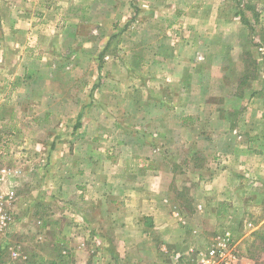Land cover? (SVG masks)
Wrapping results in <instances>:
<instances>
[{"label": "rangeland", "instance_id": "obj_1", "mask_svg": "<svg viewBox=\"0 0 264 264\" xmlns=\"http://www.w3.org/2000/svg\"><path fill=\"white\" fill-rule=\"evenodd\" d=\"M198 3L211 5L228 17L235 14L237 18L230 27H235L236 35L230 49L216 48L209 42L210 47L200 51L199 56H204L199 66L203 80L198 86L205 91L204 108L208 113L200 129L189 131L186 138L175 128L181 120L179 115L163 120L162 114L154 113L156 120L150 119L147 123L151 132L156 133L153 141L159 145L168 141L167 145H161L162 151L155 158L157 165L160 164L158 167L164 169L159 182L161 194L177 200L175 212L187 221L193 248L179 264H202L198 253L212 245H226L227 236L225 259L211 264H264V134L262 138L255 137L259 129L247 128L250 124L253 127L254 122H239L237 131L229 130L228 126L232 127L229 121L234 115L212 111L216 105L214 99L218 97L220 106H228L227 96L223 94L229 90L233 52L247 57V61L251 56L237 47L245 41L246 32L251 31L252 41L264 45V0H218L216 4L209 0L189 3L74 0L69 10L71 16L61 12L58 9L61 5L55 0H0V190L11 195L12 215V222L0 238V264H89L94 259L105 264H150L153 256L159 254L162 242L156 238L134 234L135 239L131 240L128 236L131 237L132 231L124 234L117 226L111 227L112 234L102 236V227L79 218L72 204L74 189L69 191L68 184L64 187L59 184L62 175L58 174L71 164L65 160L74 149L68 139L75 138L73 128L85 116L84 112L77 111L79 101L91 100L89 93L99 89L100 83L95 81H99L101 66L106 61L104 56L122 57L125 65L131 67L129 52L134 48L141 60L139 64L143 62L144 66L153 57V51L149 53L146 49L141 54L145 49L141 44H153L154 39L162 37L165 41L168 34L182 36V23L177 14L183 7L192 8ZM103 5L109 9L121 6L119 15L122 16L107 10L93 11ZM149 11L155 16L149 17ZM223 20V26H228L227 17ZM203 25L208 29L217 27L215 19L207 18ZM149 28L159 31L162 37H154ZM136 42L139 44L135 46ZM257 52L260 57L263 51L257 49ZM230 53L232 66L227 60ZM42 57L47 64L40 65ZM257 61L250 62L248 69L251 75L262 73V76L264 65L259 66ZM238 69L236 77L242 74V66ZM56 71V82H52L51 76ZM41 76L48 80L40 79ZM89 116L109 124L123 117L128 122L138 119L133 120L131 114L121 116L112 112ZM194 117L185 116L182 120L195 123ZM212 123L220 126L219 139H211ZM57 131L64 140L59 151L62 161L54 159L56 151L51 146L53 133ZM90 137L92 142H98L95 135ZM183 139H188L187 143ZM96 147L110 160L116 151L115 146L104 142ZM163 157L170 159L160 163ZM107 159L104 165L109 164ZM139 164L135 162L136 167H143ZM184 171L189 177L190 172L199 173V179L197 176L184 179L185 183L203 184L194 189L199 195L190 194L189 184H176L174 176ZM217 172L229 174L232 188L230 194L218 199L208 194L207 188ZM177 185H181L180 189ZM76 237L80 242L75 241ZM11 247L18 248L21 256L13 258ZM154 262L157 264V258Z\"/></svg>", "mask_w": 264, "mask_h": 264}, {"label": "crops", "instance_id": "obj_2", "mask_svg": "<svg viewBox=\"0 0 264 264\" xmlns=\"http://www.w3.org/2000/svg\"><path fill=\"white\" fill-rule=\"evenodd\" d=\"M55 1L60 3L61 8L58 9L61 12L67 15L70 14V6L74 0ZM97 1L104 2L105 0ZM144 1L155 3L158 0ZM163 1L189 3L192 0ZM195 1L202 2L205 0ZM209 1H213L215 4L218 2V0ZM97 9V11H93L97 13L101 10H107V13L111 11L119 15L122 8L116 6L115 9L113 7L109 9L103 5ZM224 14L221 10L205 3H198L192 8L191 6L183 7V11L177 14L180 23H182V36L177 37L168 34V37L165 36V41H163L159 31H151L152 28H149L154 37L156 35L162 37V39H154L153 44H141L142 47L145 46V49L141 50V54L146 49L149 53L153 51V57L144 66L143 62L139 64L141 60L134 48L129 52L132 58L131 67L125 65L122 57L113 59L104 56L106 61H103L104 63L101 66L99 81H95L100 83L99 89L97 88L94 91L95 93H89L91 100L79 101L77 111L81 114L84 112L85 116L73 128L75 138L68 139L69 143L72 141L74 149H71L73 150L72 155L71 152L68 153L69 156L66 155L65 160L70 161L71 164L63 169L62 173L58 174V176L62 175L59 184H63V187L64 184H68L70 186V189L67 188L69 191L74 189L72 194L75 195V201L72 204L78 212V217L85 222L90 220L97 228L102 227V236L112 234L113 229L111 227L117 226L116 228L124 234L129 235L128 233L132 231L131 237L128 236V239L134 240V234H136L143 235L145 238H156L159 242H162L159 254L153 256L154 260L149 261L150 264L155 263V258H157V264L172 263L176 253H182L185 256L193 246L189 233H187L186 219L178 211L175 212L178 207L177 200L166 198L164 194H161L159 182L164 169L161 170L158 167L160 164L157 165L158 160L155 158L162 151L161 145H167L168 141L161 143V145L153 141V136L156 133L151 132L147 123L150 119L156 120L153 117L154 113L157 115L162 114L163 120L172 115H179L181 120L175 128L180 133L185 134L186 138L189 137V131L201 128V124L206 119L205 114L208 113L204 108L205 91L198 86V83L203 80L199 66H201V59L204 57L199 55L201 50L210 47L209 42H211V45L214 43L216 48H232L233 43L231 42L236 35V31L234 26L230 27V23H233L237 17L235 14L229 17ZM151 16L153 17L155 14L149 11V17ZM225 17H227L228 26H223ZM207 18L215 19L217 27L212 29L205 27L203 21ZM246 34L245 41L241 44L238 43L237 47L240 48L239 50H243L244 54H251V56L247 61V57L243 58L240 54L237 55L233 52V67L235 69L233 68V71H230L228 93L223 94V97L227 96L228 106L227 108L220 106L218 97L214 99L216 105L212 111L217 114L220 111H227V113L234 115L233 119L229 121L232 125V127L228 126L229 130L234 128L237 131L239 122H245L246 124L254 122L253 127L250 124L247 128L259 129V134L256 133L254 136L262 138L264 134V75L261 76L262 73L251 75L248 68L250 62L256 63L257 60L259 66L264 65V45L263 43L258 45L255 41H252L251 31L246 32ZM138 44L139 42H136L135 46ZM257 49L263 51L260 57H258ZM230 55L231 53L227 54V60L228 65L232 66ZM252 56L253 59H250ZM216 58H218L217 55ZM40 62L42 63L40 65L47 64L46 61L44 62V57ZM53 65L55 67L56 62L53 61ZM240 66H242V74L238 73V77H236L235 71L237 72ZM57 72L51 76L52 82H56ZM40 79L45 78L41 76ZM45 80H48V78ZM237 99H239L238 107L235 105ZM49 111L55 112L54 110ZM111 112L121 116L131 114L133 120L135 117H138V119L128 122V118L123 117L122 119L119 118L120 121L116 120L113 124H109L106 120H95L93 118L95 116L88 117L90 113L107 115ZM185 116L191 118L195 116V123L184 122L182 118ZM217 126L218 124H211V139L213 140L220 138V130L218 129L220 126ZM55 133L52 136L51 146L54 145V151H56L54 159L60 160L59 151L64 145V140L61 139L59 131ZM91 134L98 138H96L97 143L92 142L91 137L89 138ZM112 136H114V139L111 138ZM199 138L203 139L201 136ZM185 140L182 141L185 142ZM103 142L116 147L111 160L107 159V155L100 153L99 149V151L96 150V146H101ZM189 143L192 142L189 141ZM215 144H218V142L215 141ZM247 154L252 153L247 152ZM245 158L247 157L245 156ZM262 158L264 161V154H262ZM106 159L109 164L104 165L103 162ZM169 159L163 157L160 163L169 161ZM136 161H139L143 167H136ZM65 171L66 173H63ZM188 174L185 171L177 173L174 176L176 184H189L185 183L184 179L189 180L191 176H197V179L200 178L198 172H190V177ZM229 178L231 177L227 172L214 174L212 180L208 183L209 185H207L208 194H212L217 199L225 194H230L232 188L230 182H228ZM202 185L199 181H197V184L191 182L188 185V189H192L190 194L196 193V195H199L198 191L194 189ZM105 228L108 232L105 231ZM77 240L80 242L78 237L75 238L76 242ZM102 242H105L104 238H102ZM77 252L84 253L85 250L79 251L77 249ZM93 263L105 264L106 262L94 259L89 264Z\"/></svg>", "mask_w": 264, "mask_h": 264}, {"label": "built area", "instance_id": "obj_3", "mask_svg": "<svg viewBox=\"0 0 264 264\" xmlns=\"http://www.w3.org/2000/svg\"><path fill=\"white\" fill-rule=\"evenodd\" d=\"M10 199L11 195L3 193L0 190V238L3 234H5V230L9 227L10 223L12 222V215L9 208ZM225 240L228 244V236L225 238ZM226 245H224V243H220L218 246L212 245V247L208 248L205 252L198 253L199 261L202 264H211L217 260H224L226 257ZM10 249L13 258H18L21 256L18 248L11 247ZM182 257V253H176V255L174 256V261L179 264Z\"/></svg>", "mask_w": 264, "mask_h": 264}]
</instances>
